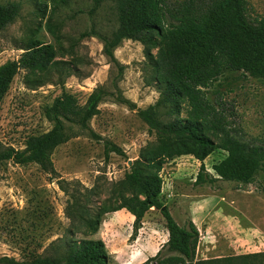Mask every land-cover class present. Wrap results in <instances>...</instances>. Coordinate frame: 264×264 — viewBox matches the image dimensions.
<instances>
[{
  "label": "rangeland",
  "instance_id": "rangeland-1",
  "mask_svg": "<svg viewBox=\"0 0 264 264\" xmlns=\"http://www.w3.org/2000/svg\"><path fill=\"white\" fill-rule=\"evenodd\" d=\"M8 1L16 2L19 11L0 31V64L18 58L28 40L38 39L56 48V59L63 60L65 70L70 72L63 73L62 83L54 71L53 82L34 86L26 81V72L19 71L0 106L1 147L23 149L29 135L48 131L53 123L45 117L44 108L62 91L72 94L79 105L99 86L107 93L98 105V114L89 120L88 128L64 121L68 139L51 151L52 169L44 170L36 163L2 164L0 257L22 260L34 251L41 256L54 255L52 241L66 236V230L77 223L71 216L76 214L78 202L91 213L97 212L102 204L119 203L117 182L140 151L156 142V135L149 132L136 108L154 103L159 92L139 41L124 39L114 49L121 64L119 69L103 53V42L98 36L83 35L92 30L110 35L117 28L115 0H100L97 7L93 0H0ZM167 1L177 8L185 0ZM246 1L250 18L264 16V0ZM204 94L212 101H223L233 125L247 136L264 140V79L228 71L205 89ZM118 98L130 100L136 108L131 109ZM109 142L119 146L124 154H106L105 146ZM225 154L224 150L216 149L204 159L209 174L216 176L212 166ZM199 167L200 161L193 156L180 155L163 163L160 169L161 199L177 223L185 226L190 220L200 230L204 226L200 249L203 243L214 246L233 242L235 248L221 253L235 256L264 251L262 234L255 242L231 240L237 225L260 227L264 231L262 172L258 171L246 183L219 179L213 184H197ZM134 220L135 216L124 207L101 214L98 231L89 237L104 241L110 264H131L130 260L135 259L133 241L137 235L142 242L152 245L149 251L168 237L158 209L152 207L145 212L138 226ZM74 235L82 237L80 232ZM164 245L159 250L163 247L162 255H167ZM211 256L198 260L225 257Z\"/></svg>",
  "mask_w": 264,
  "mask_h": 264
},
{
  "label": "trees",
  "instance_id": "trees-1",
  "mask_svg": "<svg viewBox=\"0 0 264 264\" xmlns=\"http://www.w3.org/2000/svg\"><path fill=\"white\" fill-rule=\"evenodd\" d=\"M97 7L100 0H93ZM118 26L110 35L84 32L98 36L103 53L117 63L114 49L124 39L139 41L152 70L158 98L146 108H136L126 98H118L146 123L156 142L140 151L124 177L117 182L119 203L101 205L91 213L78 202L74 223L67 235L52 241L53 256L31 252L27 259L1 256V264H110V254L100 238L89 237L99 229L100 216L108 210L126 208L135 216L138 226L145 212L158 209L168 232L163 247L141 264H264V251L225 256L210 260L196 259L199 231L192 221L177 223L161 199L163 163L180 155H191L200 161L195 183L213 184L216 180L250 182L261 171L264 175V140L247 136L233 125L223 101H212L204 94L224 73L241 71L264 79V16L250 18L246 0H185L172 8L167 0H115ZM16 2H0V31L18 15ZM16 59L0 64V106L14 77L26 72V81L34 86L53 82L58 73L63 82L65 62L57 60V50L38 39H30ZM156 52L153 53L152 50ZM64 64V65H62ZM119 69H121V64ZM103 87L95 88L83 105L62 91L44 108L45 117L53 123L41 134L29 135L23 149L1 147L0 168L6 161L18 164L36 163L44 170L52 169L51 151L68 139L64 121L88 128L89 120L98 114V105L106 95ZM93 134V132H92ZM216 149L226 152L213 164L216 176L209 174L204 159ZM123 155V150L107 143L105 153ZM49 167V168H48ZM80 228V229H79ZM85 228V229H84ZM76 232L82 233L76 238Z\"/></svg>",
  "mask_w": 264,
  "mask_h": 264
},
{
  "label": "crops",
  "instance_id": "crops-1",
  "mask_svg": "<svg viewBox=\"0 0 264 264\" xmlns=\"http://www.w3.org/2000/svg\"><path fill=\"white\" fill-rule=\"evenodd\" d=\"M145 224V222H143ZM194 223V222H193ZM204 228V226H202V229ZM199 231V241H198V246L196 249V259H206L208 257H219V256H225V254L221 253L224 250H231L233 248H235L236 246L235 243L233 244V242H229V243H217L214 246H212L211 244L209 245L208 243H203L200 249V244L202 243L201 238H202V229L200 230V228H198ZM205 229H209V226H205ZM167 233V232H166ZM248 236H246V235ZM260 234L264 235V231L260 228V227H245L243 225H237L235 226V233L234 235H230L231 240L232 241H239L238 239L241 240H246L249 239V241L251 242H255L256 240L259 241L260 240ZM167 241V237L166 239L161 243L160 242L157 243L158 247L156 246L155 249L153 251H149V247H152V245L149 242H142L141 237L137 235V238L134 239L133 241V245L136 247L132 256L135 258L134 260H130L131 258H128V260L131 261V264H141L143 261H145L149 256H154L158 250L160 249V247L162 246V244H164ZM227 241V240H226ZM142 242V243H141ZM141 247V248H140ZM233 247V248H232Z\"/></svg>",
  "mask_w": 264,
  "mask_h": 264
}]
</instances>
